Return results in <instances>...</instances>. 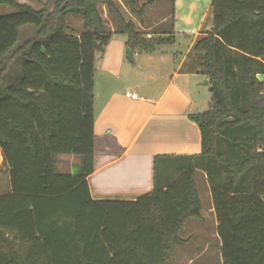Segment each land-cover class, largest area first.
<instances>
[{"label": "trees", "instance_id": "obj_1", "mask_svg": "<svg viewBox=\"0 0 264 264\" xmlns=\"http://www.w3.org/2000/svg\"><path fill=\"white\" fill-rule=\"evenodd\" d=\"M123 0L143 23L171 5V25L148 38L114 0H48L40 10L0 0V151L10 193L0 197V264H171L202 219L196 177L207 174L224 264H264V0H212L213 27L196 41L211 84L209 109L191 115L202 153L157 156L154 190L94 200V75L113 32L133 53L175 42L176 0ZM71 17L83 21L77 34ZM24 29V30H23ZM79 159L61 173L59 157Z\"/></svg>", "mask_w": 264, "mask_h": 264}, {"label": "crops", "instance_id": "obj_2", "mask_svg": "<svg viewBox=\"0 0 264 264\" xmlns=\"http://www.w3.org/2000/svg\"><path fill=\"white\" fill-rule=\"evenodd\" d=\"M211 4L212 0H176L174 37L175 42H188L185 53H169L158 48L152 53H133L131 60L126 53L127 37L112 31L105 53L97 55L95 170L88 178L94 200H136L154 190L155 157L202 153L201 131L190 116L209 109L212 92L210 80L203 71L202 56L193 47L207 32L204 25ZM138 57L140 64H133ZM68 156L63 160V156L59 157L58 168L61 165L71 168L79 163L77 157ZM198 175L205 186L209 206L204 212L202 203V219H193L198 221L190 234L196 233L189 238L182 237L187 243L178 248L181 250L176 264H194L196 257L181 258V253L191 251L187 247L197 233H204L208 228L209 217L214 219L215 229L218 228L207 174L200 171ZM9 193L8 176L7 187L0 197Z\"/></svg>", "mask_w": 264, "mask_h": 264}, {"label": "rangeland", "instance_id": "obj_3", "mask_svg": "<svg viewBox=\"0 0 264 264\" xmlns=\"http://www.w3.org/2000/svg\"><path fill=\"white\" fill-rule=\"evenodd\" d=\"M118 3L120 6L123 14L125 15L127 20H132L137 24L138 30L145 33L149 36L158 37L163 36L165 32L169 31V26L171 25V5L165 2H158L154 6L148 8L145 12V17L143 20V23L137 19L136 16H134L130 10L125 6L123 0H114ZM140 5H143L145 3L144 0H137ZM19 3L22 4H28L32 6L36 10H40L45 3L48 2V0H18ZM101 11L103 14V17L106 22L107 30L112 32L117 30L116 23L112 17L108 15L107 9L102 6ZM15 13L14 9L9 6H2L0 5V17L11 15ZM69 25H71L77 32V34L83 33L84 30V24L83 21L76 17H71L69 20ZM213 27V16H212V10H210V13L208 14V18L204 25V31H211ZM24 30V29H23ZM188 45V42L181 40H176L174 44L171 45H163L160 47V50L169 52V53H177L182 52L185 53L186 47ZM197 54V53H196ZM199 55V54H198ZM140 57L133 62V64H140ZM132 62V61H131ZM141 67V66H140ZM212 98V97H211ZM211 103V101H210ZM69 157L68 155H64L61 159H65ZM76 160H74L75 163ZM79 164V163H78ZM75 164L71 168H64L59 166V170L61 173H74L75 169L77 168V165ZM8 169L4 165L2 154L0 153V195L2 192H4L5 188L7 187L8 183ZM196 181L198 183V189L200 196L202 198V203L204 206V212L206 209H208L209 206V200L205 195L204 187L201 183V175H198L196 178ZM198 220H193L185 229L184 233L182 234L183 238H189L194 233H191V229L193 228V224L197 222ZM204 232V231H203ZM218 232L215 229V221L213 218H208V228L205 229L204 233H197L196 238L193 242L190 243L189 247L191 251L186 253H181V258L184 256H189L191 258H195L194 264H224L223 259L221 256V242L220 239L217 237ZM178 249L176 252V255L173 259L172 264H176L177 260L179 258V251Z\"/></svg>", "mask_w": 264, "mask_h": 264}, {"label": "water", "instance_id": "obj_4", "mask_svg": "<svg viewBox=\"0 0 264 264\" xmlns=\"http://www.w3.org/2000/svg\"><path fill=\"white\" fill-rule=\"evenodd\" d=\"M126 53H127V55H128V58L132 60V59H133V51H132L130 48H127V49H126ZM259 79H260L261 81H264V77L261 76V75L259 76ZM205 84L208 85V84H209V81H206Z\"/></svg>", "mask_w": 264, "mask_h": 264}, {"label": "built area", "instance_id": "obj_5", "mask_svg": "<svg viewBox=\"0 0 264 264\" xmlns=\"http://www.w3.org/2000/svg\"><path fill=\"white\" fill-rule=\"evenodd\" d=\"M134 98H137V95H133Z\"/></svg>", "mask_w": 264, "mask_h": 264}]
</instances>
